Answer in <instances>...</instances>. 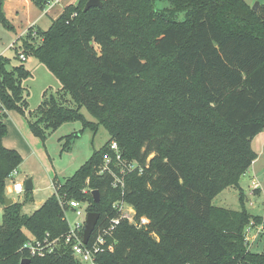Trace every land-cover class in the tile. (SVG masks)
Instances as JSON below:
<instances>
[{
    "label": "trees",
    "instance_id": "1",
    "mask_svg": "<svg viewBox=\"0 0 264 264\" xmlns=\"http://www.w3.org/2000/svg\"><path fill=\"white\" fill-rule=\"evenodd\" d=\"M30 2L43 11L49 0ZM86 2L67 6L45 31L29 27L11 70L0 56V115L27 112L40 138L76 121L80 133L101 126L109 136L25 215L19 202L4 207L22 158L3 146L0 117V264H81L62 242L43 257L23 249L24 231L39 240L68 233L70 201L99 214L87 246L119 217L116 203L128 205L136 222L148 221L137 227L121 220L105 238L113 250L95 254V264H264V248L254 253L245 242L247 226L264 221L247 211L239 186L256 159L252 140L264 130V4L253 12L243 0H101V8L84 11ZM0 24L12 29L3 0ZM20 55L47 66L62 86L33 115ZM67 94L74 108L66 106ZM76 136H67L68 144ZM105 157L111 162L102 171ZM228 188L238 191V210L212 203Z\"/></svg>",
    "mask_w": 264,
    "mask_h": 264
},
{
    "label": "rangeland",
    "instance_id": "2",
    "mask_svg": "<svg viewBox=\"0 0 264 264\" xmlns=\"http://www.w3.org/2000/svg\"><path fill=\"white\" fill-rule=\"evenodd\" d=\"M34 9H37L28 0ZM257 3L264 4V0H257ZM253 2V4L255 3ZM251 4V8L253 6ZM4 5V0H3ZM29 5L30 12L32 7ZM166 6L165 2H159L158 7L162 8ZM38 10V9H37ZM40 11V10H39ZM28 13V12H27ZM5 14V13H4ZM6 14L10 16L9 13ZM6 15V18H8ZM14 15V12H12ZM18 15V20L8 22L11 24L12 29H7L0 24V56L10 59V65L8 69L19 64L17 60L14 59L16 52L14 48L19 45V38L23 35L21 34L22 28L27 19L24 10L20 11ZM36 14L34 13L33 16ZM23 23L20 27L19 23ZM28 22V21H27ZM26 24V23H25ZM51 24V18L48 16H42L38 20L36 28L42 31L47 30ZM28 26V25H27ZM32 25H29L31 27ZM28 29V28H27ZM30 61L24 62L25 68L30 72V75L23 80L22 85L25 89V95L28 102V110L35 114L38 108L41 106L42 102L48 99L50 96H57L60 92L62 86L59 80L51 73V71L44 64L40 63L38 60L29 58ZM26 61V60H25ZM67 100L66 106L74 108L75 104L69 97V94L65 96ZM22 119L26 124L27 129L31 134V144L29 146L32 154H28L22 158L21 166L19 167L18 174L13 177L17 182H25L28 179L33 178V189L31 191H23L21 194L12 193L11 195L5 196L14 202H19L22 205V213L25 215H30L35 209H38L37 203L41 201L44 202L47 198L53 195V188L51 185L52 178L55 177L60 183L64 182L67 178L71 177L79 167L87 161L92 155L94 150L100 149L109 139L107 131L103 127H99L95 134L90 131H85L80 133L82 123L80 121L65 123L61 125L58 129L53 132L46 133L44 138L35 136L29 128L28 120H33L30 118L29 114L26 112L24 115L12 111ZM9 111H6L4 115H0L2 120H5L8 116ZM81 114L88 121H94V119L87 113V111L82 108ZM17 126L20 124L15 123ZM72 134H77V136L71 140L68 144L66 139L67 136ZM264 139L263 135H260L252 143V149H254L259 154V159L255 163L257 170V178L254 180L255 183L259 184L260 190L258 194L253 193L252 179L248 176L240 178L239 186L242 188L245 194V207L247 211L254 215L264 218V154H260L261 151L264 153ZM67 149H64L66 148ZM152 155L149 157L151 158ZM51 171V173H50ZM12 180L8 181V185L11 184ZM223 194L229 195L226 204L219 205L218 200H214V205H219L227 209H239L238 202V191L233 188H229L224 191ZM40 203V204H41ZM0 205V224L2 223V210ZM85 203L80 204L79 216L75 212L69 210L65 214L68 226L73 228L75 224H80L84 222L86 216ZM264 221V219H263ZM26 235L28 233L24 231ZM264 248V235H261L254 245L252 246V252L259 253ZM82 264V263H81ZM89 264V263H86Z\"/></svg>",
    "mask_w": 264,
    "mask_h": 264
},
{
    "label": "built area",
    "instance_id": "3",
    "mask_svg": "<svg viewBox=\"0 0 264 264\" xmlns=\"http://www.w3.org/2000/svg\"><path fill=\"white\" fill-rule=\"evenodd\" d=\"M60 0H49L47 3L46 9L55 6L59 4ZM22 61L25 60V58L20 55L19 56ZM110 149L116 153V160L120 161V156L118 154V147L116 143H112L110 145ZM111 162V159L109 157H105L104 160V166L102 171H105L108 169V166ZM129 170L135 169L134 164L128 165ZM16 175V171H13L11 173V184L7 185L6 191L8 189H12V193L15 194H21L24 191V186L19 192L15 191V185L17 183H22L24 185V182H17L13 180V177ZM116 184L114 183V186ZM254 189H258L259 184L254 183L253 184ZM11 193V194H12ZM80 204L76 201H70L68 203L69 210L76 213L77 216L81 214L80 212ZM114 208L118 211L119 217L117 219H113L110 223V226L101 232L97 234V236L94 238L93 242L90 246H87L83 244V227L84 222L80 224H75L73 228L68 229V233L63 236V238H55V239H49V235L46 234L42 240H39L37 238H34L31 235H27V240L23 245V249L28 253L31 257H43L46 254H50L54 251V249L60 244V242L63 243L64 246L68 247L70 250L73 258L77 261H79L82 264H95L94 263V256L97 253L103 252L104 250L112 251L113 246L108 245L105 247L106 243V237H111L112 232L114 228L119 224L121 220H126L129 224H134L137 227H141L143 225H146L148 221L145 218H141L139 222H136L135 220V213L134 211L126 204L120 202L116 203ZM131 209V211H130ZM86 212V211H85ZM87 214V212H86ZM86 217V216H85ZM66 220V218H65ZM85 221V219H84ZM147 221V222H145ZM67 222V220H66ZM68 224V223H67ZM264 235V227L263 225L255 226L253 223H250L247 228L245 229V242L248 248H252L256 240L261 236ZM33 249H35V252H33Z\"/></svg>",
    "mask_w": 264,
    "mask_h": 264
},
{
    "label": "crops",
    "instance_id": "4",
    "mask_svg": "<svg viewBox=\"0 0 264 264\" xmlns=\"http://www.w3.org/2000/svg\"><path fill=\"white\" fill-rule=\"evenodd\" d=\"M243 1L247 5L251 6V4H253V2H255L257 0H243ZM77 2H78V0H60L59 4H57L55 6H52V7L48 8V9H44L43 11H39L37 9H34L32 7V5L27 4V3H29L28 0H4L3 11L5 13V16L7 15L6 12L10 14L11 17H9L7 15V17H8L7 19L8 20L16 21V20H18L17 13L19 14L20 11L24 10L25 15L27 16V19L29 18V20H27L28 22L25 21L26 24L24 22H22V23L20 22L19 23L20 27L23 26V23H24V25H26L25 28H22V31H21V34H20V35H23L25 33V31L27 30V28H29V25H32L31 27L36 28L37 24H38V20L42 16L50 17L51 21L55 20L56 18L59 17V15H61V13L64 11V9L67 6L75 5V4H77ZM29 5L32 7L31 12H30V9H29ZM259 6H260V4H259ZM12 12H14V15H12ZM34 13L36 14L35 16H33ZM28 61H30L29 58H27L25 62H28ZM3 122H4V124L6 125V128H7V134L4 137V139L2 140L3 146L5 148H7V149H11V150L17 151L20 154L21 157H25L28 154H32V152L29 149V146L32 143L31 142L32 141L31 140V134H30L29 130L27 129L26 124L22 121V119L18 118V116H16V114L13 113L12 111H9L8 116L6 117L5 120H3ZM15 123L20 124V126H17ZM263 133H264V130L252 140V143L260 135H263ZM260 141L262 143V141H264V139L261 138ZM252 143H251V147H252ZM252 150L256 154V159L252 163L250 168L247 170V172L242 177H244V176H248L249 178L251 177V179H252L251 182H252V185H253L255 183L254 180L257 178V170H256L255 163L259 159V154L254 149H252ZM260 154H264V153L261 151ZM19 167L16 170V175L18 174ZM50 173H51V171H50ZM31 180H32V185H33V178ZM55 181L59 182V180H57L55 177H53L52 181H51L52 188H53V182H55ZM225 190H227V189H225ZM234 190H236V189H234ZM241 190H242V188H241ZM259 190H260V187H258V189H254V187H253V189H252L253 193H255V194L256 193L258 194ZM224 191H222L219 195H217L214 198V200L215 199L218 200V204L219 205L220 204L221 205L226 204L227 199L229 198V195L223 194ZM53 194H54V188H53ZM13 203H14V201H13ZM40 203H41V201L39 203H37V206L40 207L43 204V202L41 204ZM219 205H214V206L221 207ZM1 210H2V207H1ZM234 210H237V209H234Z\"/></svg>",
    "mask_w": 264,
    "mask_h": 264
},
{
    "label": "water",
    "instance_id": "5",
    "mask_svg": "<svg viewBox=\"0 0 264 264\" xmlns=\"http://www.w3.org/2000/svg\"><path fill=\"white\" fill-rule=\"evenodd\" d=\"M93 7L101 8L102 7L101 0H87L84 7V11H87L88 9ZM258 8H259V3L255 2L251 10L253 12H257ZM23 186L25 191H31L33 189L32 180L31 179L26 180ZM92 196L95 203H98L100 201V196L97 191H93ZM2 199L4 202V207H8L13 203V201L7 198L5 195L2 197ZM98 219H99V214L97 213L88 212L86 214L84 227H83V244L85 245L88 244L89 239L96 228ZM29 261H30L29 259H23L21 260V264H28Z\"/></svg>",
    "mask_w": 264,
    "mask_h": 264
},
{
    "label": "clouds",
    "instance_id": "6",
    "mask_svg": "<svg viewBox=\"0 0 264 264\" xmlns=\"http://www.w3.org/2000/svg\"><path fill=\"white\" fill-rule=\"evenodd\" d=\"M14 187H15V191L19 192L22 189L23 185H22V183H17ZM11 193H12L11 188L6 191V195H11ZM130 211H131V209H130ZM145 222H147V221H145ZM33 252H35V249H33Z\"/></svg>",
    "mask_w": 264,
    "mask_h": 264
}]
</instances>
